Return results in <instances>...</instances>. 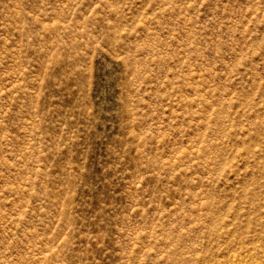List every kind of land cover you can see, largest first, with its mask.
<instances>
[{"label": "rangeland", "instance_id": "obj_1", "mask_svg": "<svg viewBox=\"0 0 264 264\" xmlns=\"http://www.w3.org/2000/svg\"><path fill=\"white\" fill-rule=\"evenodd\" d=\"M0 264H264V0H0Z\"/></svg>", "mask_w": 264, "mask_h": 264}]
</instances>
